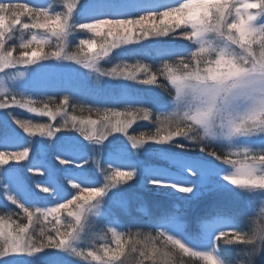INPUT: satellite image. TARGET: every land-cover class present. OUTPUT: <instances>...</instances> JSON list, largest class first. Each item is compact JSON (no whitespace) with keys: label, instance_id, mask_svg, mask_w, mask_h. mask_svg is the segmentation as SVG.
I'll use <instances>...</instances> for the list:
<instances>
[{"label":"snow or ice","instance_id":"obj_1","mask_svg":"<svg viewBox=\"0 0 264 264\" xmlns=\"http://www.w3.org/2000/svg\"><path fill=\"white\" fill-rule=\"evenodd\" d=\"M59 4L62 11L57 10V0H0V110L5 114L0 118V166L10 165L0 173V193L23 214L21 222L7 223L0 217V264H18L19 258L25 256L33 264H56L51 258L56 254L77 257L88 264H128L132 254L139 256L137 264H173V254H186L205 262L206 257L215 255L194 251L181 236L165 230L152 235L123 233L110 227L103 235L89 239L90 215H98L94 210L100 208L108 191L122 181L133 180L137 171H122V163L110 165L107 171L101 168L105 182L102 187L95 186L88 175L87 149L88 145H103L117 134L126 137L136 150L148 144L175 143L176 147L185 148L178 141L187 139L200 151L234 168L224 176L230 184L264 190V185L241 182L264 179V150L221 154L209 146L218 138H264V0H172L167 4L133 0L123 7H111L99 0H59ZM161 7L166 10L160 11ZM25 31L30 38L24 37ZM17 32L21 34L19 43L15 41ZM79 32L91 35L80 39L75 51H69V38ZM168 37L190 42V50L186 55L165 50L166 55H178L179 59L164 62L158 72L139 62L116 64L110 69L99 66L114 49L159 45L165 42L162 38ZM46 46L55 50L45 52ZM53 60L74 61L102 77L155 85L170 95L174 92V107L168 112H156L150 107L127 108L124 112L109 108L102 116L101 109L89 107L90 114L95 111L100 116L92 119L91 115L83 118L72 114L77 110L84 112L85 108L73 105L68 93H59V99L48 96L37 101L14 91L18 86L15 81L37 70L31 66L44 67L41 61ZM17 108L48 117L51 122L21 119L14 114L13 109ZM58 116L63 117L62 121L53 123ZM137 119L151 121L156 125L155 132L131 134L129 129ZM18 130L30 137L54 138V158L64 167L35 156L30 160V151H38L31 146L13 148L20 140ZM124 156L120 153L110 160L122 161ZM23 161L28 163L21 164ZM95 163L100 168L99 161ZM178 163L192 177H203L211 171L202 164ZM25 169L38 174L35 189L52 197L54 206H29L38 194L25 183ZM59 173L63 174V184ZM152 176V184L173 187L180 193L194 191L185 177H165L158 170H153ZM123 203L119 201L120 205ZM65 212L66 222L62 223ZM165 219L177 232L182 229L177 218ZM243 235L224 231L216 239L235 243ZM82 239L88 246L77 247ZM97 239L109 242L97 245ZM169 245L175 253L162 250ZM254 253L253 249L250 254Z\"/></svg>","mask_w":264,"mask_h":264},{"label":"rangeland","instance_id":"obj_2","mask_svg":"<svg viewBox=\"0 0 264 264\" xmlns=\"http://www.w3.org/2000/svg\"><path fill=\"white\" fill-rule=\"evenodd\" d=\"M19 2H24V0H19ZM37 2L49 3L50 0H37ZM99 2L106 3L111 7H123L131 5L133 0H99ZM155 2L158 4H167L171 3L172 0H155ZM73 36H75V33L70 38ZM110 60L109 55V57L100 61L99 66L102 68L111 67ZM44 65V67L38 65L31 66L34 69L37 68V70L15 81V84L18 86L14 88V91L24 93L25 96L37 101L46 100L48 96H58L61 92L72 93L77 96L76 104H85L101 110L124 106H137L141 108L150 107L154 111L157 110L159 112H168L174 107L173 100L170 102L168 100L166 101L164 95L155 85H141L123 78L113 79L102 77L99 73L83 68L74 61L62 60ZM13 111L21 119H31L34 122L42 123L51 122L48 117H40L37 114L27 112L25 109L17 108L13 109ZM4 117L5 114L0 110V118ZM62 119L63 117L58 116L57 120L53 123L61 122ZM141 124L150 127L149 121H143ZM135 126L136 124L134 123L129 129V132L134 130ZM18 131L20 132V140L18 144L12 146L13 148L21 150L25 146H31L38 150L37 152L31 151V156L29 154L31 159L35 156L37 159L45 160L61 168L63 167L58 165V161L54 158L56 152V146L53 143L54 138H45L39 135L30 137L28 134L23 133L22 130ZM76 136L79 138L78 133ZM79 139L82 140V138ZM210 143L221 147L228 153L242 149H250L253 151L264 150V138L253 135L234 137L231 140L218 138L217 140L210 141ZM113 145L124 146V149L112 151L116 149L112 147ZM126 147H128L127 150ZM168 147L169 144H148L141 148L144 161L137 162V174L134 177V179L137 178L140 181L139 185L135 184L133 179L118 184L117 187L119 188H116V190L112 188L108 191L107 195L101 200L100 208L94 210V212H98L99 214L90 215L89 217L91 222L89 239L93 238V236L103 235L110 227H115L120 232L128 233L129 228L133 224L131 221L138 215L137 211L142 212L146 209L156 212H174V209L181 205L185 208H190L187 220H192L193 212L196 208L208 205L210 206L207 209L208 213L209 209H213L224 218L206 221L201 226V230L195 235L189 231L187 224L181 218H177L182 225V229L179 232L166 222H156L157 224H162L159 228L160 231L165 230L181 236L184 242L194 251L210 252L217 257L220 264H229L226 261L227 256L229 258L233 257L231 250L228 249L229 245L225 241L217 240L216 236L224 231L234 230L244 233L245 230H242L244 227L253 228V221L258 220L261 211L264 210V190L241 189L230 184L224 179V176L231 174L234 168L215 159H194L182 154L168 158L164 151L159 152V149L170 151ZM130 149L132 148L127 138L122 134H117L115 138L110 137L109 141H106L103 145H88L87 156L89 160L90 153H93L94 156L98 154L100 157L103 156L105 161L115 167L117 163H122L125 166L128 161L126 155L131 152ZM120 153L125 154L122 161L110 160L111 156ZM233 158L237 159L238 157L233 156ZM178 161H183L187 164H202L206 168L211 169V171L203 177H192L189 174V170L182 167ZM27 163L28 161H25L21 164L26 165ZM9 166H0L2 168L0 173L3 172L4 167ZM153 170L160 171L165 177H185L192 184L194 189L192 192L193 196H187L188 193L184 194L176 191L171 196L174 202L152 195L150 193L151 188L157 186L149 182L153 178ZM28 173L33 176L37 175L25 169L24 176ZM61 175L63 176L62 173ZM121 200L124 201L123 205L119 204ZM0 201L3 203L7 202L3 193H0ZM29 204L34 207H51L54 206V201L52 197L39 193L29 201ZM204 212L206 213L205 209ZM101 227H104L105 231L101 230ZM110 236L111 234L108 233L109 240ZM109 240L97 239L96 244H104L109 242ZM76 246L86 247L88 243L82 239L77 242ZM241 248L246 252L250 249V246L242 244ZM240 255L241 251L239 250L234 253L236 259ZM51 258L56 260V264H88V262L81 261L80 258L67 254H56ZM139 259L137 254H132L128 258V264H137ZM245 259H254L255 264H264V250L259 255L254 253L250 257L245 256ZM18 264H33V261L25 256L19 258Z\"/></svg>","mask_w":264,"mask_h":264},{"label":"trees","instance_id":"obj_3","mask_svg":"<svg viewBox=\"0 0 264 264\" xmlns=\"http://www.w3.org/2000/svg\"><path fill=\"white\" fill-rule=\"evenodd\" d=\"M50 2H53V0H50ZM49 2V3H50ZM57 10L58 11H62L63 9L60 7L59 4V0H57ZM166 9L161 7L160 11H165ZM255 11V10H253ZM158 22V21H157ZM182 29H178L177 31H180ZM20 33L17 32L16 33V37H15V41L16 43L20 42ZM24 37L30 38V34L28 32H24L23 33ZM91 34H85L83 32H79V33H75V36H73L72 38H69V51H75L76 47L79 43L80 39H87L90 37ZM99 39V38H97ZM165 42L159 45H149L148 47H142V46H137V45H126V46H122L121 49H114L112 50V52L110 53V58H111V67L115 66L116 64H127V65H134L136 63H145V64H149L152 66L153 71H159V69L162 68L163 63L164 62H175V60L179 59L178 55H166L165 50H170L171 52H175V53H180V54H187V51L190 50V42L188 41H183V40H177L174 39L172 37H168V38H162ZM147 43V42H145ZM52 50H55L54 48L50 47V46H46L45 47V52H50ZM57 61H62V60H53V61H41L40 63L43 64H50L53 62H57ZM111 67L105 68V69H110ZM158 79H160L161 82H165L163 81L162 77H158ZM159 91L164 95V99L167 101H172L174 98V92L170 95L168 91L159 88ZM71 95V103L73 105H77L79 107H83L85 108L84 112H80L79 110H77L76 112L72 113V110L69 109L70 113L75 114L77 116H81L83 118H88L89 115H91L92 119H100V116H98L95 111H93L91 114L87 111V108L91 107V106H87V105H78L76 104V100H77V96L76 94H72L69 93ZM57 98L59 99V95L57 96ZM47 99V98H46ZM37 107H40L41 105L37 104ZM93 109H96V107H91ZM127 108H141V107H129V106H124V107H116L114 110L118 111V112H124L125 109ZM103 111L101 110V116L103 115ZM154 111V110H153ZM156 112H159L156 110ZM141 122H143V120H139L137 119V121L135 122L136 126L135 129L130 131L131 134L137 135L139 136L141 133H145V134H150V133H154L156 130V125L153 124L151 121L150 122V127H148V125L145 124H141ZM48 123V122H46ZM59 122H57L58 124ZM46 138V137H45ZM51 141V140H49ZM184 143L186 145L185 148H178L176 147V144H169V149L170 151H165L166 149H159V152L164 151L165 155L170 158L171 156H175V155H185L188 156L190 158H212L215 159L213 157H211L210 155H208L207 152H202L199 150V148L194 144V143H190L187 139H183L181 141H178V143ZM149 145H155V144H149ZM209 146L211 148H214L217 152L221 153V154H227L228 152L225 151L224 149H222L221 147L212 144L209 142ZM113 148H116L115 150L112 151H116V150H121L124 149V146L121 145H113ZM210 148V150H211ZM128 149V147H126V150ZM168 149V150H169ZM264 149V148H263ZM22 150V149H21ZM131 152L128 153L126 155L128 161L126 162L125 166L123 168H121L122 171H127L130 168H135L137 171V162L144 161V156L142 154V150H136V149H130ZM112 153V152H111ZM30 156H31V151H30ZM29 156V159H31V157ZM233 158V157H232ZM235 159V158H233ZM216 160V159H215ZM96 161H99L100 163V168H97L96 166ZM218 161V160H217ZM25 162V161H23ZM20 162V163H23ZM111 165V167H115L112 164L108 163L107 161H105V159L103 158V156H99L98 154L96 156L93 155V153H90L89 155V164L87 165L88 168V175L91 179V181L94 182L95 186H99L102 187L104 184V172L101 171V168L104 171H107L109 169V166ZM64 167V166H63ZM2 168H0L1 170ZM25 181L26 184L29 185L30 187H32L36 193H40L39 189H35V183L37 179H40V177L38 176V174L36 176H33L32 174L28 173L25 176ZM58 179L60 181V183L63 184V182H65L63 180V176L61 175V173L58 174ZM123 182V181H122ZM121 182V183H122ZM135 184L139 185L140 181L135 178L134 179ZM149 186V185H148ZM116 188L119 187H115L113 188V190H116ZM135 188V187H134ZM148 190V189H147ZM150 190V188H149ZM148 190V191H149ZM178 190H176L173 187H168V186H154L151 188L150 193L152 195L158 196L160 198L163 199H168V200H172L174 201V199H172V195L174 194V192H176ZM40 194H44V193H40ZM185 194V193H184ZM47 195V194H46ZM187 196H193L192 193H188ZM98 200L101 198H97ZM96 201H93V203H95ZM175 202V201H174ZM30 207H34L33 205L29 204ZM210 208V206L206 205L204 207H199L196 208V210L193 212V216H192V220H187V217L189 216V209L188 207H184V206H178L177 208L174 209V212H160V211H153V210H143L142 212H138L137 217L132 220L131 222L133 223L131 225V227L128 230V233H136V232H141L144 234H152V235H156L158 232H160L159 228L160 224H157L156 221H162L166 222L167 217H175V218H181L185 221V223L188 226L189 231L192 234H197L201 229V226L208 220L213 221L216 219H221L224 218L223 216H221L220 214H217L213 209H209V213L207 212V209ZM204 209L206 210V213L204 212ZM66 212L62 214V223H65V217H66ZM0 217H4L5 221L7 223H11L12 220H16L17 222H21L22 218H23V214L22 212L16 208L14 205L10 204V202H6L3 203L0 201ZM9 217H11V219H9ZM44 224H46V222H43ZM48 227H51V225H47ZM37 229L36 231L38 232L39 230V226H36ZM103 228V229H102ZM104 227H101V230H104ZM242 230H245L244 233H248L251 232L252 228H243ZM242 233V232H241ZM223 241V240H222ZM221 241V242H222ZM229 245L228 249L231 250V253L233 254V257L227 256L226 261L229 264H239V261L242 260H246L245 259V253H248L250 251V249H248V251H243V249L241 248V243L235 244V243H227ZM249 246V245H247ZM163 251H172L173 253H175L174 249H171V246L169 245L167 248H163ZM237 250L241 251V255L239 258L236 259V257L234 256V253L237 252ZM244 256V257H243ZM241 257H243L241 259ZM173 264H178V262L183 261V264H206V262L198 259V258H194V257H190L186 254H173L171 257ZM145 264H149V262L145 261Z\"/></svg>","mask_w":264,"mask_h":264},{"label":"clouds","instance_id":"obj_4","mask_svg":"<svg viewBox=\"0 0 264 264\" xmlns=\"http://www.w3.org/2000/svg\"><path fill=\"white\" fill-rule=\"evenodd\" d=\"M248 7L251 8L252 5H248ZM241 182L245 184L264 185V179L253 180L248 178V179H242ZM243 234H244L243 237L240 240L236 241L235 243H241L250 246V251L248 253H245L247 257L252 256L250 253L253 251V249L254 252L257 255H259L261 251L264 250V210L261 211L260 218L258 220L253 221V228L251 232L243 233ZM205 262L206 264H218L216 256L206 257ZM178 264H183V261L178 262ZM239 264H255V260L254 259L242 260L239 261Z\"/></svg>","mask_w":264,"mask_h":264}]
</instances>
